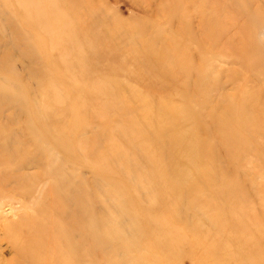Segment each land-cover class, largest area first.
<instances>
[{
    "label": "rangeland",
    "instance_id": "rangeland-1",
    "mask_svg": "<svg viewBox=\"0 0 264 264\" xmlns=\"http://www.w3.org/2000/svg\"><path fill=\"white\" fill-rule=\"evenodd\" d=\"M0 264H264V0H0Z\"/></svg>",
    "mask_w": 264,
    "mask_h": 264
},
{
    "label": "bare ground",
    "instance_id": "bare-ground-1",
    "mask_svg": "<svg viewBox=\"0 0 264 264\" xmlns=\"http://www.w3.org/2000/svg\"><path fill=\"white\" fill-rule=\"evenodd\" d=\"M4 93L7 94V96H9L12 99L13 102H17L16 97H13L12 95H10L6 90H4ZM57 137H59V134H57Z\"/></svg>",
    "mask_w": 264,
    "mask_h": 264
}]
</instances>
